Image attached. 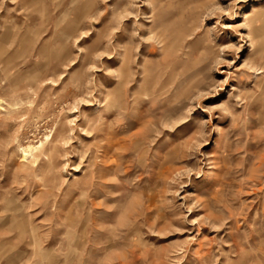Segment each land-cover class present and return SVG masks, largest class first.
Returning a JSON list of instances; mask_svg holds the SVG:
<instances>
[{
	"label": "rangeland",
	"instance_id": "obj_1",
	"mask_svg": "<svg viewBox=\"0 0 264 264\" xmlns=\"http://www.w3.org/2000/svg\"><path fill=\"white\" fill-rule=\"evenodd\" d=\"M263 26L264 0H0V264H264Z\"/></svg>",
	"mask_w": 264,
	"mask_h": 264
},
{
	"label": "bare ground",
	"instance_id": "obj_2",
	"mask_svg": "<svg viewBox=\"0 0 264 264\" xmlns=\"http://www.w3.org/2000/svg\"><path fill=\"white\" fill-rule=\"evenodd\" d=\"M256 12V9H254L253 12H246L245 13V19L248 21L252 16L253 14ZM264 27V26H263ZM31 150V149H30Z\"/></svg>",
	"mask_w": 264,
	"mask_h": 264
}]
</instances>
